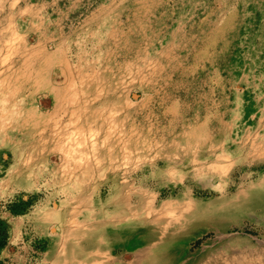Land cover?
I'll return each instance as SVG.
<instances>
[{"label": "rangeland", "instance_id": "1", "mask_svg": "<svg viewBox=\"0 0 264 264\" xmlns=\"http://www.w3.org/2000/svg\"><path fill=\"white\" fill-rule=\"evenodd\" d=\"M0 17V264H264V0Z\"/></svg>", "mask_w": 264, "mask_h": 264}, {"label": "trees", "instance_id": "2", "mask_svg": "<svg viewBox=\"0 0 264 264\" xmlns=\"http://www.w3.org/2000/svg\"><path fill=\"white\" fill-rule=\"evenodd\" d=\"M8 240V232L3 221L0 220V252L1 249L6 245Z\"/></svg>", "mask_w": 264, "mask_h": 264}, {"label": "bare ground", "instance_id": "3", "mask_svg": "<svg viewBox=\"0 0 264 264\" xmlns=\"http://www.w3.org/2000/svg\"><path fill=\"white\" fill-rule=\"evenodd\" d=\"M10 56H11V55H10ZM15 63H16V62H15ZM20 86H22V85H20ZM146 204H147V203H146ZM148 234H149V232H148ZM152 234H153V233H152ZM155 236H156V235H155ZM132 237H133V236H132ZM132 237H131V238H132ZM118 238H119V237H118ZM153 239H154V238H153ZM128 240H129V239H128ZM146 240H147V239H146ZM133 241H134V240H133ZM139 242H140V241H139ZM140 243H141V242H140ZM136 244H137V242H136ZM138 244H139V243H138ZM138 244H137V245H138ZM135 246H136V245H135ZM177 249H178V248H177ZM177 249L175 250V252L178 251ZM166 254H167V253H166ZM165 259H166V258H165ZM163 260H164V259H163Z\"/></svg>", "mask_w": 264, "mask_h": 264}, {"label": "crops", "instance_id": "4", "mask_svg": "<svg viewBox=\"0 0 264 264\" xmlns=\"http://www.w3.org/2000/svg\"><path fill=\"white\" fill-rule=\"evenodd\" d=\"M4 19H5V17H4V18H1V17H0V24H1V25H3V22H4V23L6 22ZM2 20H3V21H2Z\"/></svg>", "mask_w": 264, "mask_h": 264}]
</instances>
